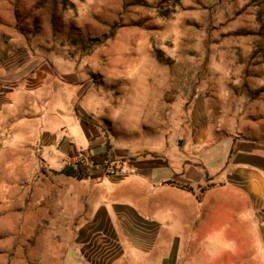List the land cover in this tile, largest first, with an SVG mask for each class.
Masks as SVG:
<instances>
[{
	"label": "rangeland",
	"instance_id": "1",
	"mask_svg": "<svg viewBox=\"0 0 264 264\" xmlns=\"http://www.w3.org/2000/svg\"><path fill=\"white\" fill-rule=\"evenodd\" d=\"M241 145L264 157V0H0V264H246Z\"/></svg>",
	"mask_w": 264,
	"mask_h": 264
},
{
	"label": "crops",
	"instance_id": "2",
	"mask_svg": "<svg viewBox=\"0 0 264 264\" xmlns=\"http://www.w3.org/2000/svg\"><path fill=\"white\" fill-rule=\"evenodd\" d=\"M231 158L232 170L225 172V183L219 185V200L221 198L226 206L235 210L237 226L234 236L248 249L243 261L264 264V157L241 145ZM212 189L210 187L204 193L208 194ZM196 199L185 201L189 209L192 207L193 219L195 203L202 198Z\"/></svg>",
	"mask_w": 264,
	"mask_h": 264
},
{
	"label": "trees",
	"instance_id": "3",
	"mask_svg": "<svg viewBox=\"0 0 264 264\" xmlns=\"http://www.w3.org/2000/svg\"><path fill=\"white\" fill-rule=\"evenodd\" d=\"M108 159L109 156L107 152L98 154V156H96L95 159L93 160L92 165H98V164L100 165L104 161H107ZM89 170H90L89 164H84V162H80L71 166H65L61 170L55 173L81 181V180H86L90 177ZM189 190L191 191V189Z\"/></svg>",
	"mask_w": 264,
	"mask_h": 264
},
{
	"label": "built area",
	"instance_id": "4",
	"mask_svg": "<svg viewBox=\"0 0 264 264\" xmlns=\"http://www.w3.org/2000/svg\"><path fill=\"white\" fill-rule=\"evenodd\" d=\"M80 162H84V164H86V162L84 161L83 158H74V159L70 160L69 162H67L66 166H71V165H74V164L80 163Z\"/></svg>",
	"mask_w": 264,
	"mask_h": 264
}]
</instances>
